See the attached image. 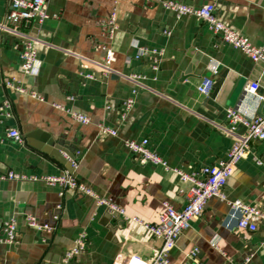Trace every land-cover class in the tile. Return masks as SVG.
Segmentation results:
<instances>
[{"label": "crops", "instance_id": "crops-1", "mask_svg": "<svg viewBox=\"0 0 264 264\" xmlns=\"http://www.w3.org/2000/svg\"><path fill=\"white\" fill-rule=\"evenodd\" d=\"M179 1L194 7L214 3L219 19L264 48V0ZM46 9L58 16L40 24H7L0 29V235L5 221L15 218L17 226L13 243L0 242V264H61L81 233L86 249L68 264L149 257L161 240L147 229L96 205L91 196L47 184L41 177L71 171L69 156L78 152L74 175L79 182L111 199L127 215L156 222L164 201L180 209L185 194L178 191L175 173L139 161L123 141L146 137L150 149L184 171L218 162L234 141V135L220 127L226 126V109L238 106L246 117L264 115V103L244 95L247 82L264 84V63L251 61L201 19L177 18L151 0H46ZM7 10L8 1L0 0V24ZM113 10L116 20L110 36L102 20ZM25 35L37 41L36 74H26L20 67ZM103 46L114 50L109 73L98 67L105 56ZM141 47L163 50L157 70L151 69L152 57L134 58ZM212 65H217L213 87L203 95L196 86L211 75ZM86 73L94 78L84 77ZM133 73L143 76L141 85L128 78ZM11 77L43 100L6 87L5 79ZM133 89L134 103L122 115V105ZM66 109L84 113L90 122L75 121ZM99 122L116 129L117 136L98 135ZM11 128L18 129L21 142L7 136ZM9 170L39 178H2ZM224 192L229 200L264 208V140L251 141ZM55 213L57 221L52 218ZM26 214L55 224V230L28 227ZM234 222L227 202L211 197L202 214L178 237L169 264L184 260L192 264L186 253L193 248L203 264H243L249 255L246 264H264V223L247 232Z\"/></svg>", "mask_w": 264, "mask_h": 264}, {"label": "built area", "instance_id": "built-area-1", "mask_svg": "<svg viewBox=\"0 0 264 264\" xmlns=\"http://www.w3.org/2000/svg\"><path fill=\"white\" fill-rule=\"evenodd\" d=\"M8 10L5 14L4 21L0 24V29H6L7 24L18 27L25 23H43L46 19L56 18L57 14H49L46 9V0H7ZM159 3L165 9L172 11L177 18L184 15H193L204 21L209 28L217 34L224 42L230 44L234 48L241 50L246 54L251 61L264 63V48L256 46L245 35L225 24L215 13V4L212 2L204 3L200 6L194 7L179 0H151ZM116 13L113 10L108 19L102 20V24L106 25L108 34L111 36L115 28ZM169 34V31H165ZM24 46L20 53V67L26 74H36L39 67V60L36 51V38L25 35ZM105 51L104 60L98 64V67L103 73H109L110 63L114 60V50L111 47L103 46ZM163 50L160 48L141 47L134 55L135 59L142 57H152L151 69L157 70ZM210 76L203 77L200 83L197 84L196 90L208 95L213 87V74L217 73V65L210 67ZM86 78H94L93 74H84ZM137 85H141V74L133 73L128 77ZM5 86L14 89L20 93H28L32 97L43 100L41 95L28 90L23 84L14 78L5 79ZM136 89L132 90V96L128 97L123 105L124 113L128 112L133 103ZM244 95H253L257 103H264V84L258 81L247 82L244 86ZM56 108L64 109L65 107L58 103H53ZM5 114L9 113V103H3ZM69 115L77 122L87 124L90 118L75 110H67ZM226 126H220L226 132L234 135V141L229 148L225 158L210 165L203 166L196 171H184L178 167H171L167 161L155 150L148 147V138L125 139L124 146L128 152L136 159L143 162H148L156 166H162L165 171L173 172L177 175L178 191L185 194V203L180 208H175L168 201L163 202V209L158 215V220L154 223L144 222L137 216H130L125 211L118 207L111 199L100 196L90 187L82 184L74 175V170L79 165L78 152L73 156H69L71 171H63L57 175H44L41 177L47 184L59 185L62 189H72L84 195L91 196L96 205L107 207L111 211H115L125 219L141 225L149 231V233L161 240L160 245L153 249L149 257H141L138 255H131L124 260H115L112 264H169V252L175 246L178 237L184 230L190 227L191 221L199 217L211 197H218L227 202L230 207V216L235 219V227L247 232H255L259 228L260 223H264V208L259 204L246 203L240 199L229 200L226 197L224 188L228 177L233 173L237 163L245 156L248 151L251 141L264 140V115L255 114L251 117L243 115L238 106L226 109ZM242 128V130H241ZM98 135L117 136V130L106 125L103 122L97 124ZM7 136L16 142H21L22 137L18 129L11 128L7 131ZM259 163V161H257ZM2 178L7 179H27L36 180L37 176L25 175L7 171L2 175ZM187 185V189L184 188ZM62 194V193H61ZM61 205L57 204V208ZM54 221H57L59 215L57 213L52 216ZM25 224L28 227L36 230H55L56 225L47 222H39L32 214H26L24 217ZM2 235H0V242L13 243L16 240V220L11 218L1 225ZM214 247H218L217 241L211 243ZM264 245V239L261 241ZM86 249V237L84 233L78 235L73 245L65 251L62 257L61 264H68L72 259L77 257ZM197 248L191 249L186 253V258L192 260V264H203L195 258ZM251 255L244 259L246 264L250 261ZM180 264H188L186 260Z\"/></svg>", "mask_w": 264, "mask_h": 264}, {"label": "water", "instance_id": "water-1", "mask_svg": "<svg viewBox=\"0 0 264 264\" xmlns=\"http://www.w3.org/2000/svg\"><path fill=\"white\" fill-rule=\"evenodd\" d=\"M209 62H210V60H208V61H207L206 65H208V64H209Z\"/></svg>", "mask_w": 264, "mask_h": 264}]
</instances>
